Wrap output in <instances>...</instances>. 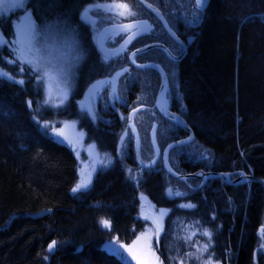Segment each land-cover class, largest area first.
<instances>
[{"label":"trees","instance_id":"trees-1","mask_svg":"<svg viewBox=\"0 0 264 264\" xmlns=\"http://www.w3.org/2000/svg\"><path fill=\"white\" fill-rule=\"evenodd\" d=\"M149 1L163 10L174 28L184 26L190 40L178 66L177 96L196 140L174 148L171 166L181 172L203 168L229 172L230 178L241 172L264 178V0H210L203 11L195 8V0ZM26 2L41 22L55 21L83 37L87 55L79 69L81 80L100 69L91 26L82 19L83 6L127 4L132 16L152 17L138 0ZM47 4L56 12L43 17L38 8ZM138 36L133 47L173 42L151 20ZM147 55L160 61L164 53L154 49ZM43 99L42 81L31 69L16 73L14 79L0 77V264H128L103 245L113 239L130 244L146 227L139 216L143 195L158 210L167 211L158 249L163 264H176V254L209 239L206 232L211 233L214 263L264 264L260 183L233 185L213 177L194 189L168 174L161 160L143 170L132 140L120 150V132L102 136L97 131L96 136L88 112L72 105L61 114L71 113L68 118H75L87 140L97 142L110 159L91 187L74 192L78 158L35 118L44 107ZM156 122V135L173 130L159 119ZM169 142L160 140L162 148ZM143 146L151 147L148 136ZM181 150L182 156H177ZM185 159H189L186 165ZM200 180L188 181L197 185ZM103 220L111 227H104Z\"/></svg>","mask_w":264,"mask_h":264},{"label":"rangeland","instance_id":"rangeland-1","mask_svg":"<svg viewBox=\"0 0 264 264\" xmlns=\"http://www.w3.org/2000/svg\"><path fill=\"white\" fill-rule=\"evenodd\" d=\"M26 4V0H8V10L0 13V39L6 41L0 44V72L7 74L0 77L14 79L16 73H24L26 68H29L42 81L44 107L38 109V115L35 118L56 141L68 146L77 156L79 165L76 185L81 179L88 177L87 187L79 191L85 190L91 187L96 173L108 166L110 159L102 152L97 142L87 140L85 129L75 118H68L71 113L68 112L66 115L60 112L65 108L63 104L68 95V82L72 81L69 74L74 71V78L78 74L80 64L75 65V63L82 53L80 41L74 29L62 26L55 21L41 22L30 13ZM39 9L43 17L54 15L56 12V8L52 9L50 4L40 6ZM81 109L87 110L85 107ZM61 132L63 135L60 134ZM163 213L161 215V211L145 195L141 196L139 215L147 222L146 227L130 244L119 243L113 239L105 242L103 248L114 253L113 247L127 246L121 248L123 258L118 256L128 264H137V259L128 252V247L133 249L136 257L143 264H163L158 253L163 220L167 211ZM157 222L160 225L158 236ZM205 245H207L206 250ZM205 252L209 253L208 257L207 254L202 255ZM210 253L211 239L209 238L200 245L196 243L192 247L187 246L183 255L176 254V264H192L193 262L194 264H213L214 260H211ZM212 259H214L213 255Z\"/></svg>","mask_w":264,"mask_h":264},{"label":"flooded vegetation","instance_id":"flooded-vegetation-1","mask_svg":"<svg viewBox=\"0 0 264 264\" xmlns=\"http://www.w3.org/2000/svg\"><path fill=\"white\" fill-rule=\"evenodd\" d=\"M107 5H112V4L107 3V4H104L103 6H107ZM154 5L157 6L162 11V13L168 20L172 29L187 44V51L185 55L183 56L184 58L188 52V48L190 45V40L188 39V36L185 35V31H186L185 27L184 26L178 27V30L174 28L169 18L167 17V15L163 12V10L158 5L156 4ZM99 6L101 5H97L96 7L92 5H85L81 8L80 11L82 14V19H84V13L86 9L89 10L88 12L94 18V21H88L85 19L84 21L90 24L91 26V30H92L91 31V36H92L91 42L96 49V54L98 58L97 60H98L100 69L96 72H93L92 74L90 73L89 75H87L85 78L81 80V77H83V74L82 73L79 74V69L82 66L87 54H86V48H85V40H83V37H81L80 33L74 29V32L76 36L78 37V40L80 41V48H81L82 53H81L80 58L75 63V65L80 64L79 69H78V74H76L75 78L73 74L74 71H71V73L69 74V76L72 78V81L68 82L69 83L68 95L66 97V100L64 101L63 107L65 108L63 109L66 110V108L73 107L72 105H75V107L79 105L80 108L85 107L87 109L86 112H88V117H89L88 120L90 119L89 122L93 124V126L97 127L96 130H93V133L96 136H97V131H101L102 136H104V133L114 134V133L120 132V140L122 141L120 150L124 147V143L126 145V142L128 140H132L134 144L135 136H134V132L132 131L128 120H130V113L136 110V112L133 115V118H134V122L136 121L135 125L138 128L139 137H140V141L142 145V146L140 145L139 157L137 156V153L135 151V144L133 148L136 154L137 162L138 163L140 162L143 170L152 169L157 165V163L160 160L162 161V164H163V151L167 145L164 148H162V144L160 143V140L170 139L171 142H173L176 140L187 138L188 136H190V132L187 129L182 128L179 124L175 123L170 118L163 116L160 110L158 109L157 95H158V92L162 84L161 73L157 69L151 68V67L137 68L130 61V55L135 49L141 46L147 45L149 43L133 47L134 42L139 38V36L135 37L130 42V44L127 46V48L125 49L123 53L115 57H109V56L104 55L103 52L101 51L97 43L98 36L101 30L107 25L120 24V23L135 21V20L146 19L148 21L149 20L153 21L154 24L156 23L160 24L162 28L164 29V31L166 32V34L169 36V38L175 43L172 42L170 45L168 42L167 43L162 42V41H155V42L164 43L172 51V53L177 56L183 53V51L185 50V47L180 42H177L176 40H174L167 33L163 24L152 12H151L152 19L150 18V16L140 17V15L132 16V17L127 16L128 18H125L124 16L119 15L117 11H109V10H106L105 7H99ZM194 6L199 11H203L206 9V8L199 9L197 8L196 4ZM94 12H96L97 15L94 14ZM110 12L113 14L112 18L106 19L110 17ZM98 16H102L103 19L98 20ZM195 23H192V24L195 25ZM134 31L135 29H131L127 32L125 31L111 32L107 34V36L105 37L104 43L106 47L108 48H115L118 45H120L126 39V37L129 36ZM150 43H153V42H150ZM154 49H159V48H154ZM154 49H151V50H154ZM151 50L137 54L135 56V60L138 63L155 62L164 68L167 74V80H168V90L166 92V98L171 99L170 110L175 113L180 114L187 121V123L189 124V126L192 128L194 132L195 137L192 141L194 142L196 140L195 130L191 126V123L189 122V120L185 117V113L182 111V108L178 107V103H180L178 100V96H177V87L180 83L178 66L180 65V62L183 60V58L181 60H173L171 57H169V55L165 51L161 49L164 55L161 56V59L159 61L156 58L147 55V53ZM143 54H146V55L142 57L141 55ZM169 60L171 62L168 63ZM91 77H92V80L89 81V78ZM166 98H164V101H163L164 105H166L167 103ZM157 118L159 119L160 123H163L167 126H172L175 132L173 130H168V133L164 132L161 135L160 134L156 135L157 141L161 149L160 159H158V161L156 162L154 166L144 167L143 163L150 162L155 156V151L152 152L154 148H153L152 141H151V131L154 128L153 121L156 122V120H158ZM140 120L144 121V127ZM124 123H125V126H124ZM120 126L121 128H119ZM170 131L173 132V134H170ZM147 136L149 137L151 141V147L148 149L147 148L145 149L143 148L144 147L143 140ZM192 142L188 144H191ZM188 144H184V145H188ZM179 146H182V145H179ZM142 148L145 149L146 151L145 153H143L144 150H142ZM174 148H172L171 151H173ZM149 149H150L149 151L150 153L149 152L147 153V150ZM183 152L184 150H181V152L179 153H176V152L175 153L177 154V156H182ZM171 153L172 152L169 153V158H170ZM143 154H149L151 158L146 160L144 159ZM188 161L189 159H185L183 163L186 165ZM180 163L183 166V163L181 161ZM199 170L213 171V170H205L203 168L195 169L190 172H181L179 170H176V171L182 174H186V173H194ZM237 177L230 178V179H235ZM189 179H192V178H189ZM208 180L203 184V180L201 179L197 185L190 183L189 181H186L185 183H189L188 185L191 188L197 189V188L203 187L208 182Z\"/></svg>","mask_w":264,"mask_h":264},{"label":"water","instance_id":"water-1","mask_svg":"<svg viewBox=\"0 0 264 264\" xmlns=\"http://www.w3.org/2000/svg\"><path fill=\"white\" fill-rule=\"evenodd\" d=\"M147 10H149L150 12H152L159 20L160 22L163 24L165 30L167 31V33L177 42H180L181 44L184 45L185 50L183 51V53L179 56L174 55L172 53V51L164 44L161 42H153V43H149L147 45L141 46L137 49H135L131 55H130V61L131 63L137 67V68H147V67H151V68H155L157 69L161 75H162V84H161V88L158 92L157 95V106L158 109L160 110V112L162 113L163 116L170 118L171 120H173L175 123L179 124L182 128L187 129L190 132V136H188L187 138L184 139H180V140H176L173 141L169 144H167V146L164 148L163 151V166L164 169L166 170V172L168 174H170L171 176H173L174 178L181 180V181H188L189 178H201L203 180V184L210 178L213 177H221L224 179V181L228 184H241V183H245V182H258L260 183L263 187H264V178L258 177L253 175L252 173H246V172H241L240 175L235 178V179H230V175L231 173L229 172H217V171H204V170H199L197 172L194 173H186V174H182L177 172L172 166L171 163L169 161V153L171 151L172 148L179 146V145H184V144H188L190 142L193 141L195 135L194 132L192 130V128L189 126V124L187 123V121L178 113H175L173 111L170 110V103H171V99L170 98H166V92L168 90V80H167V74L164 70V68L159 65L158 63L155 62H145V63H138L135 60V56L139 53L142 52H146L148 50L154 49V48H159L162 49L163 51H165L169 57H171L173 60H181L183 58V56L185 55L186 51H187V44L176 34V32L172 29V27L170 26L168 20L166 19V17L164 16V14L162 13V11L155 6L153 3H151L148 0H138ZM210 0H206V4L202 9H205L208 5ZM84 19L88 20V21H94V18L91 16V14L89 12H87V15H85L84 13ZM127 24H134L137 25V27H134L132 29H135L134 32L138 33L135 37H137L138 35H140L141 33H143V31L145 30V28H147L148 25V21L146 19H142V20H135V21H131V22H126V23H120V24H110L105 26L99 36H98V45L101 49V51L103 52L104 55L109 56V57H115L120 55L121 53H123L125 51V49L127 48V46L130 44V42L135 38H132L130 40V42H127L129 39V36L126 37V39L117 47L115 48H108L106 47L105 43H104V39L107 36V34L111 33V32H120L121 30V26L123 25H127ZM131 30V29H130ZM164 98H166L167 103L166 105L163 104ZM136 112V110L132 111L130 113V126L132 131L134 132V136H135V140H134V144H135V151L137 153V156L139 157V152H140V145H141V141H140V137H139V132L138 129L135 125L134 119H133V115ZM156 128L154 126V128L151 131V141H152V145L155 151V156L154 158L148 162V163H143L144 167H151L154 166L156 164V162L158 161V159L161 156V149L159 146V143L157 141V137H156Z\"/></svg>","mask_w":264,"mask_h":264},{"label":"snow or ice","instance_id":"snow-or-ice-1","mask_svg":"<svg viewBox=\"0 0 264 264\" xmlns=\"http://www.w3.org/2000/svg\"><path fill=\"white\" fill-rule=\"evenodd\" d=\"M7 4H8V0H0V13L5 12V11L8 10ZM195 4H196L197 8L202 9L205 6V4H206V0H195ZM12 6H18V5H12ZM99 7H105L106 10H109V11H117L118 14L121 15V16H132V15H135V13L131 11V9L129 8V6L127 4H113V5H107V6L101 5ZM121 9H123V10H121ZM88 11H89L88 9L85 10V15H87ZM134 27H137V25L127 24V25L121 26V30L127 32V31H129L130 29H132ZM137 34L138 33H136V32H132L131 35L129 36V39H128L127 42H130V40L132 38H134ZM2 43H6V41H3L2 39H0V44H2ZM0 75L7 76L6 73H2V72H0ZM9 78L11 79V77H9ZM19 83L22 84L23 81H19ZM60 134L63 135V132H61ZM82 176H83V172H82ZM88 183H89V178L88 177H85V178L81 179L80 183L76 185V187L73 189V191L76 192V191H79L81 188H86ZM186 206L187 207H192V205H186ZM163 214L164 213L161 212V215H163ZM101 223L106 228H110L111 227L110 221L103 220V221H101ZM159 231H160V225L157 222V236L159 234ZM262 231H264V230H262ZM205 235L209 236V238L211 237V233H207L206 232ZM54 245H55V242H53V244L49 246V249L51 250V248L54 247ZM124 247H127V246H123L122 245V246H120V248L113 247L112 251L115 254L120 255L123 258L122 253H121V248H124ZM206 249H207V245H205V250ZM127 250H128V252L130 254H132V256L134 258L137 259V264H143V262L140 261V259L138 257H136V254H135V252L133 251V249L131 247H128Z\"/></svg>","mask_w":264,"mask_h":264},{"label":"bare ground","instance_id":"bare-ground-1","mask_svg":"<svg viewBox=\"0 0 264 264\" xmlns=\"http://www.w3.org/2000/svg\"><path fill=\"white\" fill-rule=\"evenodd\" d=\"M134 119V118H133ZM129 121V120H128ZM136 122V121H135ZM128 123V122H127ZM136 124V123H135ZM139 125V124H138ZM124 126H125V123H124ZM156 128V127H155ZM138 129V128H137ZM157 131V130H156ZM114 140V139H113ZM122 142V141H121ZM124 146H125V143H124ZM142 146V145H141ZM149 147V146H148ZM148 147L146 146V148L148 149ZM144 148V147H143ZM142 148V150H144V152L143 153H145L146 151H145V149H143ZM150 148V147H149ZM150 151V149L149 150H147V153ZM154 150H152V152H153ZM170 152H172V151H170ZM134 153V152H133ZM150 153V152H149ZM141 154V153H140ZM152 154V153H151ZM154 154V153H153ZM172 154V153H171ZM170 157H171V155H170ZM172 158V157H171ZM129 159V158H128ZM160 159V158H159ZM170 159V158H169ZM130 160V159H129ZM135 160V159H134ZM169 161H171V159L169 160ZM162 162V161H161ZM140 163V162H139ZM130 165V164H129ZM134 165V164H133ZM136 165V164H135ZM135 171V170H134ZM134 173V172H133ZM134 175V174H133ZM140 216V215H139Z\"/></svg>","mask_w":264,"mask_h":264}]
</instances>
